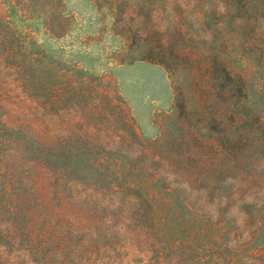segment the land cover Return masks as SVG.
I'll list each match as a JSON object with an SVG mask.
<instances>
[{"label":"rangeland","instance_id":"rangeland-1","mask_svg":"<svg viewBox=\"0 0 264 264\" xmlns=\"http://www.w3.org/2000/svg\"><path fill=\"white\" fill-rule=\"evenodd\" d=\"M56 1L0 0V264H175L192 255L264 264V0ZM224 69L228 126L248 139L237 163L201 160L196 185L177 172L195 207L169 196L181 221L157 243L135 216L141 205L128 204L149 189L148 151L162 133H178L185 110L194 137L205 134L202 114ZM36 200L43 214L63 210L70 221L51 227ZM153 207L162 227L161 199Z\"/></svg>","mask_w":264,"mask_h":264},{"label":"trees","instance_id":"trees-1","mask_svg":"<svg viewBox=\"0 0 264 264\" xmlns=\"http://www.w3.org/2000/svg\"><path fill=\"white\" fill-rule=\"evenodd\" d=\"M56 3H58V0ZM217 79L218 82L214 84L213 89L209 92L210 99L213 101V108L210 111L209 117L202 114L203 117H205L204 122H202V129L206 131L205 134L200 136L197 131V135L200 136V139L198 140V138L194 137V133H192L193 130H191L193 128H187L189 122L185 118V110L183 115L179 116L180 120L181 118H184V121L182 123L179 121L178 133L174 134L171 139L163 137L162 133V138L156 141L152 149L148 151V154L151 155L152 166L151 173L148 175L149 177L147 179L149 182V189L146 191V194L134 196L128 203L130 206L141 205V207L135 211V216L137 218L141 217L147 221V231L151 237L153 236L157 243H161V241H159L160 234L165 236L171 235V230L169 228L171 223L169 222L170 220L174 221L176 219L177 222L181 221L178 212L174 211L172 198H168L169 196L174 197L176 195V202L183 205L184 210L190 211L195 207V204L193 205L187 196L181 195L180 189H183L182 187H184V182L179 178L177 172L183 170L185 176L184 178H189L191 184L196 185L200 181L201 176V174L196 171V166L201 160L207 161L208 164L212 165L217 160L226 157L237 163L239 160L235 159V157H237V154L244 145H242L241 142L244 139H248V136L246 135L236 137V135H233L232 130H230L228 126V123L233 119L234 115L231 103V86L227 82V80L229 82L232 80L230 73L224 69L222 75ZM113 108L119 109V112L122 113L125 126L130 127L133 135L135 134L136 137L135 131L132 130L126 119L124 109L120 107V105H113ZM166 134L164 132V136ZM119 137L121 140H124V136ZM262 139L264 141V129H262ZM262 144V150L264 151V142ZM205 156H207V158H204ZM170 175H174L175 179L170 180ZM120 187L121 189L132 192L140 190L139 184L135 182H124ZM155 187L158 188V190H156ZM158 199H161L164 209L166 208L165 210L163 209V212L158 216L159 224L162 226L159 228H157L154 223V216L150 213V210L154 208V202ZM35 207L38 211L40 209L45 222L51 227L55 221L57 222V225L59 222L70 221L67 214H65L63 210H58L54 216L55 218L49 217L47 214H43V201L36 200ZM165 212H168V214ZM181 219L186 220L184 217ZM53 233H55V230H53ZM163 249H167L169 251L173 249V245H165L163 246ZM211 261L203 259L198 261L196 256L192 255L189 260L183 256L178 257L175 264L218 263L215 260ZM227 263L235 264L233 259L227 260Z\"/></svg>","mask_w":264,"mask_h":264}]
</instances>
